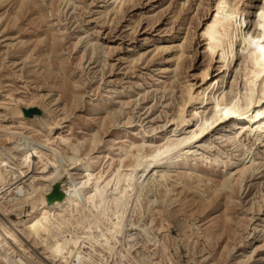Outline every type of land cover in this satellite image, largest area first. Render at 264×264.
<instances>
[{"label":"rangeland","instance_id":"obj_1","mask_svg":"<svg viewBox=\"0 0 264 264\" xmlns=\"http://www.w3.org/2000/svg\"><path fill=\"white\" fill-rule=\"evenodd\" d=\"M35 1L33 14L27 8L21 11L22 0H0V101L9 105L0 106L4 122L0 125V155L9 161V172L22 175L21 187L33 180L49 186L57 174L50 171L51 161L47 158L55 155L59 166L69 168L75 184L89 180L90 188L100 177L102 184L113 180V184L120 181L123 186L139 165L136 178L143 182L147 176L144 167L155 161L150 159L153 151L164 146V137L169 139L167 133L176 129L172 120L183 105L184 90L193 85L194 89L200 87L207 67L211 77L218 75L219 60L211 57L202 37L217 0H112L105 3L107 7L103 5L106 0H59L57 10L53 3L56 0ZM241 2V6L251 4L250 22H257L264 0ZM253 29L254 37L261 36L258 28ZM249 51L241 60L244 64L249 60L247 65L252 71ZM53 60L58 65L49 67ZM242 66L236 83L239 98L245 95V75L250 72ZM258 83L264 88L263 79ZM17 105L25 120L15 119L12 107ZM99 105L107 107L101 112ZM112 111L117 120L104 127L105 117ZM230 122H218L195 144L185 146V152L192 149L194 156L220 161V165L208 168L201 163L202 173L238 178L235 168L249 153L225 141L223 130ZM192 126L175 136L184 139L196 130ZM252 140L245 143L253 149L250 172L236 186L228 216L224 203L208 215L197 211L203 189L176 184L174 174V180H170L175 190L174 204L162 202V191L149 192L144 203L150 212L145 217L130 216L127 228L150 226L154 221V233L169 248L174 264H264V142L252 146ZM34 145L44 154L32 167L24 166L19 162L21 150ZM144 148L147 151H139ZM70 156H76L77 162H70ZM224 163L229 166L223 167ZM88 164L91 169L80 172ZM70 176L59 182L63 185ZM136 194L140 195V188ZM9 195H5L7 201ZM156 199L160 203L152 205ZM181 209L178 215L170 214ZM25 210L7 215L13 220L27 218L25 212L31 207ZM7 215L0 210V218L6 219ZM180 223L196 234L191 239L182 236ZM138 232H131L133 238ZM213 233L217 237L207 239ZM228 246L231 252L225 253ZM138 248L134 253L141 258L156 246L144 248L140 244ZM30 252L41 260L37 252L42 249ZM89 252L91 257L98 255L95 249ZM2 257L9 264L26 260L19 253L8 255L4 251ZM119 258L107 254L102 263L128 264ZM156 258L160 261L161 255ZM73 261L81 264L77 259ZM162 264L171 263L164 258Z\"/></svg>","mask_w":264,"mask_h":264},{"label":"bare ground","instance_id":"obj_2","mask_svg":"<svg viewBox=\"0 0 264 264\" xmlns=\"http://www.w3.org/2000/svg\"><path fill=\"white\" fill-rule=\"evenodd\" d=\"M111 1L106 0L103 5ZM58 2L59 0L53 2L56 10L58 9ZM240 3H242L241 0H217L211 18L206 27H203L202 37L206 42L207 50L212 58L217 57L219 60L218 75L211 77L207 67L202 74L203 80L200 87L194 89V85L189 88L184 86L186 89L184 88L183 105H179L180 109L172 120L176 129L167 133L166 136L171 135L169 139L164 137V142L166 141L164 146L153 151L150 159L155 161L144 167L143 174L144 176L147 175L146 179L150 176L148 181L145 179L142 182L136 178L135 172L141 168V165H139L123 186L120 181L113 184V180L102 184L101 178L96 177L93 187L89 188V180H83L79 184H75L74 177L70 176L69 168L59 166L54 155L47 158L51 161L50 171L52 174H57L49 186H43L38 181L33 180L27 187H21V183L24 181L22 175H12L8 169L9 161L0 155V196L3 195L0 200L5 199L4 203L0 202V210L7 215V213L20 210L26 211V207H31L30 212H25L27 218L13 220L8 215L6 219L0 218V264H9L2 257L3 251L8 255L15 253L18 255L19 253L31 264H75L73 259H77L81 264H103L102 261L105 260L107 254L112 257L120 255L119 259L128 262V264H162L164 258L174 264V257L169 253V248L154 233L152 227L154 221L150 226L138 225L137 228H127L130 216L143 215L145 217L150 212L151 208H147L144 203V198L149 192L162 191L164 193L162 202L170 201L174 204L175 199L172 193L175 190L171 187L170 182V180H174L172 176L174 174L177 177L176 184H192L203 189V196L200 199L201 202L197 211L208 215L216 206L224 203L225 215L230 214L229 209L234 201L235 188L241 184L250 172L248 165L252 161L250 155L253 149L247 147L245 143L250 139H254V141H251L252 146H255L258 142H264V88H262V83L260 85L258 83L264 78L257 80L254 87L251 86L249 81L252 80L251 73L253 70L250 71L247 65L249 60L245 61L246 64L242 63L245 65L246 72L248 70L250 72L245 75L248 77L245 95L243 98H239V95L236 94V83L240 71L243 70L240 62L244 57V53L241 54L237 51L233 59L232 49L228 48L225 51L224 48L230 37L235 40L237 49L241 43L239 39H236L235 21L227 19L231 15L240 18L241 36L248 29L254 27L259 29L261 36H264V32L259 28V16L257 22H254V24L250 22L251 4L246 5L244 3L245 6H241ZM104 7H107V5ZM24 8L34 14L37 2L35 0H22L21 11ZM217 11L220 12V20L216 19ZM245 21L246 23H244ZM255 32H252L253 36L256 34ZM217 41H220V43H217ZM56 44V41H54L53 46L56 47ZM73 45L74 48H77L79 44L75 42ZM245 51L248 52L249 50L246 49ZM181 58H179L180 61ZM57 65L58 63L53 60L48 66L56 67ZM59 65L63 66V62ZM229 105H232L230 109L235 111L236 114L224 116L223 110L229 109ZM0 106L8 107L9 105L5 101H0ZM106 107L107 105H99L98 109L102 112ZM12 108H14L15 119H26L18 105ZM229 119L231 122L223 130L225 141L231 142L238 148H246L249 153L248 156L242 158L241 165L235 168L238 178H234V180L231 176L220 178L202 173L201 163H206L205 168H208L209 165H220V161H208L204 157L194 156L192 149L185 152L186 145L195 144L218 122H225ZM116 120L117 114L113 111L108 112L104 120V127L107 123H113ZM2 123L4 122L0 117V125ZM191 124H193L192 128L196 127L195 131H190L184 139L175 136L177 133L184 131L187 126L190 127ZM49 131L53 132L54 128H50ZM21 151L22 155L19 162L30 167L35 164L37 158L39 160L40 156L44 154V151L42 152L37 145ZM139 151L145 152L147 149H139ZM54 152L56 153L55 150ZM69 159L70 162H77L76 156H70ZM177 166L181 167L176 168ZM228 166L227 163L223 165L225 168ZM91 167L90 164L83 165L80 172L86 173ZM68 176H70V179L62 185V182L59 181L64 178L66 180ZM42 180L48 181L45 178ZM58 182L62 186L61 189L65 194V198L62 201L50 204L47 195L53 191ZM139 188L140 195H137L136 191ZM7 193L10 194L8 201L5 197ZM156 203L159 204L160 199L152 201V205ZM10 204H12V208L8 207ZM179 212H182V209L171 211L170 214L178 215ZM113 217H115L114 221L112 220ZM135 230L139 232L133 238L134 234L132 235L131 232ZM179 231L187 239H191L196 234L194 229L187 230V226L183 223L179 224ZM23 236H25L24 239ZM215 236L217 237L214 233L209 234L207 239H213ZM140 244L144 248L151 244L152 247L156 246V249L148 255L144 254L143 257L137 258L134 252H137ZM26 245L31 249L26 248ZM38 249H42L41 253L37 252L41 260L30 252ZM91 249H95L96 254H98L95 258L90 256L91 252L89 251ZM225 250V253H230L231 247L228 246ZM160 255L161 260L157 261L155 257ZM97 258L101 261L96 260ZM25 261L23 264H28Z\"/></svg>","mask_w":264,"mask_h":264},{"label":"snow or ice","instance_id":"obj_3","mask_svg":"<svg viewBox=\"0 0 264 264\" xmlns=\"http://www.w3.org/2000/svg\"><path fill=\"white\" fill-rule=\"evenodd\" d=\"M223 6V5H221ZM259 15V28L262 32H264V9H261V11L258 13ZM216 19L220 20V12L217 11L216 13ZM228 20L235 21V27H236V39H239L241 41L239 48L237 49L235 47V40L233 38H229L227 45L224 46L225 51L228 48L232 49V58H235L236 52H240L243 54L246 49L249 51V56L253 58V64L254 69L251 73L252 80L249 81L251 86H255V83L257 80L264 78V36H253L252 32L254 29H248L247 32L243 34V36L240 35V29H241V21L240 18L236 15H231L227 17ZM246 23V21L244 22ZM215 27V25H214ZM217 43H220V41H217ZM241 64L243 61L240 62ZM255 69H259L257 72ZM245 80H248V77L245 76ZM234 107V105H233ZM219 110V109H218ZM229 114L235 115L236 112L232 111L231 109H225L223 110V115L227 116Z\"/></svg>","mask_w":264,"mask_h":264},{"label":"water","instance_id":"obj_4","mask_svg":"<svg viewBox=\"0 0 264 264\" xmlns=\"http://www.w3.org/2000/svg\"><path fill=\"white\" fill-rule=\"evenodd\" d=\"M65 198V194L61 189V184L58 183L54 186L53 191L47 195V200L50 204L62 201Z\"/></svg>","mask_w":264,"mask_h":264}]
</instances>
